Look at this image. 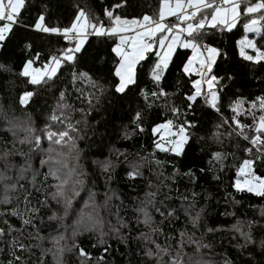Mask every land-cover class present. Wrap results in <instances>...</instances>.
I'll use <instances>...</instances> for the list:
<instances>
[{"label":"trees","instance_id":"obj_1","mask_svg":"<svg viewBox=\"0 0 264 264\" xmlns=\"http://www.w3.org/2000/svg\"><path fill=\"white\" fill-rule=\"evenodd\" d=\"M256 2L242 0L241 9ZM116 4L122 6L114 8ZM159 8L160 0H26L22 24L34 25L43 15L45 26L63 29L71 26L82 9L107 25L105 9L131 20L144 15L158 18ZM249 18L241 12L230 31L220 26L203 30L206 35L202 44L216 47L222 54L213 68L216 75L224 77L218 112L203 97L197 98L192 109L186 108L185 97L194 91L190 81L198 77L183 74L190 51L182 48L175 50L159 86L150 76L156 56L148 53L137 83L123 94L116 93L113 85L117 78L113 73L119 59L112 52L114 37L89 36L75 61L65 62L53 80L31 85L28 78L19 75L23 63L38 55L34 67H42L70 45L60 34L15 26L0 46V199L5 185H16L8 192L10 203H0V228L5 233L0 237V264H58L44 252L51 238L59 235H68L71 243L67 264H157L156 244L175 256L181 241L183 264H264V197L237 192L233 187L237 168L246 158L255 160L257 175H264V155L238 136L231 123L234 114L230 105L238 98L248 109L253 101L258 104V97H264V61L253 64L243 60L237 47ZM250 36L264 50V28ZM81 72L87 73L91 82L81 78ZM161 88L169 95L153 97L152 93ZM24 91L34 95L21 106L18 97ZM173 105L181 110L178 116L171 112ZM252 111L257 118L264 114L258 107ZM137 112L141 114L139 121L134 119ZM53 114L61 119L68 117L78 129V133H72L77 139L76 149L71 152L67 147L50 144L44 136L46 126L55 132L65 127L50 119ZM168 119L174 124L184 120L195 124L180 156L155 147L160 135H153L152 128ZM238 119L249 126L245 134L254 135L250 131L253 115L241 114ZM37 135L42 137L39 147L34 144ZM245 148L252 151L246 152ZM215 153L220 157L215 158ZM60 161L74 168L73 178L83 182L76 185L79 195L73 198L67 216L63 204L51 199L60 181L49 170L57 171L61 177L68 171ZM22 168L26 171L21 172ZM133 171L139 174L131 177L129 173ZM25 196L30 206L40 209L32 221L35 227L23 225L11 215L13 209L25 212ZM148 200L152 203L147 204ZM40 201L46 204L42 206ZM143 207L152 216L151 226L142 222L143 214L137 211ZM169 211L172 216L160 215ZM53 213L62 219L49 220ZM197 213L199 221L193 227L190 217ZM156 228L160 231H153ZM242 232L251 234V242L244 239ZM37 233L44 239H39ZM190 237L208 247L197 252ZM13 240L30 247L21 252L18 246L13 247ZM74 244L91 259L81 257ZM148 250L153 257L146 255ZM15 256H20V261ZM168 260L169 255H163L159 264H167Z\"/></svg>","mask_w":264,"mask_h":264},{"label":"snow or ice","instance_id":"obj_2","mask_svg":"<svg viewBox=\"0 0 264 264\" xmlns=\"http://www.w3.org/2000/svg\"><path fill=\"white\" fill-rule=\"evenodd\" d=\"M242 0H175L173 5L172 0H160V8L158 18H154L148 15H144L142 19H126L119 15H115L114 11L105 9L104 15L108 18L109 24L105 25L103 20L99 17H91L84 10H78L75 19L71 23L70 27L63 29L57 27H47L43 23L44 16L40 15L34 25L22 24V9L25 7L26 0H0V46L10 37L13 33V29L17 25L24 27H34L35 30L44 33H55L63 36L64 40L68 42L70 46L65 47L60 51L59 55H53L42 66L34 67L38 55L34 58L27 59L23 63L22 70L19 75L28 78V83L31 85L47 84L53 80L61 66L67 63H73L76 59V54L79 53L87 41L89 36L96 37H119V43L112 48V52L119 57V62L114 69V76L117 78V83L113 85L114 91L118 94H123L130 89V86L137 83L138 74L140 68L143 66L142 62L145 61L148 53H153L157 59L150 67V76L158 86L161 80L164 78L166 71L169 68L170 61L176 48L182 47L185 49H191L192 55L188 57L187 62L183 64V74L185 76L196 75L198 78L191 80L190 94L186 95L185 100L187 102L186 108L192 109L193 103L198 97H203L206 104L211 108L219 111L218 101L220 92V82L224 77L218 76L213 72L214 65L217 62V58L222 54L220 49L211 47L207 44H202L203 37L206 33L203 31L206 27L216 28L217 26H224L229 31L232 30L238 21L241 12L245 16L250 17L246 23H244L245 33H257L261 32L264 28V0H257L256 3L247 4L241 9ZM122 4L114 5V8L121 7ZM259 14V15H256ZM167 17H175V22H165ZM135 33L134 35H123V33ZM159 34V35H158ZM239 49V56L245 60L252 62L253 64H259L264 61V50L257 47L256 43L248 39L245 36L243 39L237 42ZM158 49V50H157ZM247 49H251L250 54ZM0 67H3L0 65ZM79 76L84 79H88L91 82L87 73L81 72ZM231 79V77H228ZM76 74L73 73V80L75 81ZM94 86V82H93ZM34 95L32 91H24L19 95L18 100L21 106L28 103L30 98ZM141 95L146 94L141 90ZM162 88L159 92H153V97L168 96ZM147 98V97H146ZM60 99H64V93L60 94ZM253 101L248 109H244V101L237 99L232 105H230L231 111L234 114L231 117V123L235 125L237 135L241 136L244 140H247L252 148L256 149V152L260 155H264V114L255 117L253 109L257 107L264 113V97L257 98ZM89 103L91 101L89 100ZM180 108L175 105L171 106V112L173 115L178 116ZM241 114H252L253 125L250 131L254 135H246L244 130L248 128V125L242 124L238 117ZM50 119L52 121H58L65 124L63 130L55 132L51 131L48 126L44 131V136L48 139L50 144L59 145L61 148L67 147L69 152L76 149V139L72 133H78V129L71 123L68 117L61 119L57 115L53 114ZM135 121L141 119V114L137 112L135 114ZM67 121V123H65ZM224 123H228V120H224ZM137 127L139 125L137 124ZM195 124L192 121L184 120L179 124H174L171 119L159 124L152 128L153 135H160V141L155 143V147L162 152H171L176 156H180L184 151V146L190 139L189 130L194 128ZM175 129V130H173ZM143 131V129H140ZM42 137L35 136L34 144L39 147ZM24 141L22 140L21 143ZM252 148H245L246 152H251ZM53 149L50 147L49 151ZM7 153H5V156ZM21 155H23L21 153ZM60 155V153H58ZM78 155V154H77ZM220 153H215L214 157L219 158ZM43 164L44 161H41ZM63 168L68 169L67 173L61 177L57 175V171L49 170V174L54 179L60 182L55 185L56 191L51 194V199L57 203H61L64 206V215L67 216L68 210L72 207L73 198L79 195V190L76 185L82 184V180L79 178H73L75 172L74 168H69L67 162L60 161ZM254 159L246 158L239 165L236 171V179L233 183V187L237 192H248L258 197H264V175H257L254 170ZM26 169H21V172ZM138 171L130 172L131 177L138 175ZM8 179L7 177H4ZM16 188L15 184L5 185L3 198L0 199V203H10V197L8 192ZM152 196V193L148 194ZM25 212H19L17 209L11 211V215L17 216L23 225L32 224L36 214L40 209L32 207L28 197H24ZM147 204H151L152 201H146ZM43 206L46 201H40ZM138 212L143 214V223L151 226L152 216L147 210V207L139 208ZM156 211H160L156 209ZM27 214V215H26ZM161 216H172L173 212L169 211L167 214L160 212ZM49 220L62 219L57 217L55 213L48 217ZM89 219H92L89 216ZM193 227H196L199 221V213L196 216L190 217ZM98 222V221H97ZM7 224V220H5ZM79 223V222H78ZM35 227L34 224H32ZM11 229V226H9ZM153 231L159 232L160 229L156 228ZM239 231V229H237ZM75 231L73 235H75ZM5 235L4 229L0 228V237ZM186 234L181 233V237ZM244 239L251 242L250 233H241ZM103 236V233H101ZM39 239H44L39 236ZM64 239L63 235L52 237V243L56 246L54 256H59L64 252V247L60 246V241ZM191 243L196 244V251L199 252L201 247H208V245H201L199 241H194L189 238ZM103 243V239L100 240ZM182 244L177 250L176 255L172 256L168 253V250L161 248L159 244H156L155 258L157 264L161 260L163 255H169L167 264H183ZM13 247L18 246L21 252L24 251L26 246L17 240L12 241ZM261 246H264V241H261ZM73 247L79 248L78 245ZM51 251V249H49ZM79 255L86 260H90V255L83 249L79 248ZM148 257H153L154 253L151 250L146 252ZM20 256H15L16 261H20ZM9 264H13L9 261ZM225 264H228L226 261Z\"/></svg>","mask_w":264,"mask_h":264},{"label":"rangeland","instance_id":"obj_3","mask_svg":"<svg viewBox=\"0 0 264 264\" xmlns=\"http://www.w3.org/2000/svg\"><path fill=\"white\" fill-rule=\"evenodd\" d=\"M172 3H173V5H174V3H175V0H172ZM174 19L175 20V17H167L166 18V21L168 20V19ZM174 23V22H173ZM220 27H224V26H220ZM135 33L133 32V33H123V35H134ZM250 34L252 35V34H255V33H245V35L241 38V39H243L245 36H247V38L248 39H251V40H253L252 38H251V36H250ZM257 34V33H256ZM159 35V34H158ZM114 38H115V44H114V47L116 46V44L117 43H119V37L118 36H114ZM240 39V40H241ZM177 48H182V47H177ZM176 48V49H177ZM182 49H185V48H182ZM158 50V49H157ZM187 50H189L190 51V55H189V57L192 55V50L191 49H187ZM247 51L250 53V54H253L254 55V53H252L251 52V49H247ZM175 52V51H174ZM115 54V53H114ZM174 54V53H173ZM116 55V54H115ZM173 57V56H172ZM118 59H119V57H117ZM156 59H157V57H156ZM159 141H160V139H159ZM69 236L68 235H64V239L63 240H61L60 241V246H62V247H64V252L62 253V254H60L58 257L57 256H54V253H55V251H56V246H54V244L52 243V240H50V246H49V248H48V251H46V252H44V254L46 255L47 254V256L51 259V261L53 262V263H58V264H67L68 262H65L66 260H68V255L71 253L70 252V248H71V243L69 242ZM49 249H51V251H49Z\"/></svg>","mask_w":264,"mask_h":264}]
</instances>
